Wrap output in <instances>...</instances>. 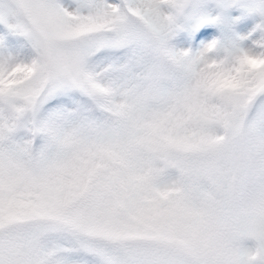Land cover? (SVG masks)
Segmentation results:
<instances>
[{"label":"snow or ice","instance_id":"1","mask_svg":"<svg viewBox=\"0 0 264 264\" xmlns=\"http://www.w3.org/2000/svg\"><path fill=\"white\" fill-rule=\"evenodd\" d=\"M0 264H264V0H0Z\"/></svg>","mask_w":264,"mask_h":264},{"label":"rangeland","instance_id":"2","mask_svg":"<svg viewBox=\"0 0 264 264\" xmlns=\"http://www.w3.org/2000/svg\"><path fill=\"white\" fill-rule=\"evenodd\" d=\"M242 22H244V21L242 20V21H239V22L237 23V25L235 26V31H236L239 35H241V36H247V35H248L247 32H241V31H240L239 23H242ZM249 22H250V18H249ZM212 30L218 32V29H215L214 27H213ZM248 31H251V28H249Z\"/></svg>","mask_w":264,"mask_h":264}]
</instances>
